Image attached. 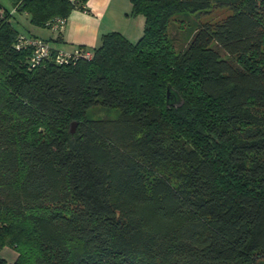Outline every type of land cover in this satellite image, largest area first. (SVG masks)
Listing matches in <instances>:
<instances>
[{
    "label": "trees",
    "instance_id": "obj_1",
    "mask_svg": "<svg viewBox=\"0 0 264 264\" xmlns=\"http://www.w3.org/2000/svg\"><path fill=\"white\" fill-rule=\"evenodd\" d=\"M12 1L47 28L88 11ZM129 1L137 40L61 64L31 66L0 11V264H264V0ZM212 6L176 50L173 15Z\"/></svg>",
    "mask_w": 264,
    "mask_h": 264
},
{
    "label": "crops",
    "instance_id": "obj_2",
    "mask_svg": "<svg viewBox=\"0 0 264 264\" xmlns=\"http://www.w3.org/2000/svg\"><path fill=\"white\" fill-rule=\"evenodd\" d=\"M111 1L112 0H86L85 5L88 11L72 9L64 25L54 31L50 29L51 32H53L50 36H40L37 32L29 35L47 39L53 49L65 51H70L77 46H84L92 49L100 43V37L103 33L112 30L120 31L129 40L135 41V39L140 36V29L144 25L143 16L131 15V5L128 1L126 5L122 4L123 8L118 9L116 12L118 16L124 18L122 21L125 23L123 26H116L111 18H107L106 16ZM4 9L11 10L14 14L13 1L0 0V11ZM21 13L29 20L28 13ZM7 262L11 261L7 260Z\"/></svg>",
    "mask_w": 264,
    "mask_h": 264
},
{
    "label": "rangeland",
    "instance_id": "obj_3",
    "mask_svg": "<svg viewBox=\"0 0 264 264\" xmlns=\"http://www.w3.org/2000/svg\"><path fill=\"white\" fill-rule=\"evenodd\" d=\"M129 0H112L109 6V9L106 13L107 18H111L113 23H115L116 26H123L124 25V18L122 16H118L116 14L118 9H122V4H127ZM130 2V1H129ZM115 5V6H114ZM232 12V9L226 8V7H210L207 11H184L177 13L173 15L171 18L169 27H168V36L173 42V45L176 50L183 49L186 45V42L188 41V38L194 31V29L201 23L206 21H217L227 14H230ZM12 24L14 27L19 30L20 32H23L24 34H32L37 32L40 36H50L53 34L51 30L44 26H39L36 24L31 23L25 15H23L21 12H15L13 16L11 17ZM118 28V27H117ZM143 27L140 29V35L142 34ZM138 38V37H137ZM136 38V39H137ZM135 39V38H134ZM135 39V40H136ZM90 116L93 117H99V116H115L117 114V111L112 110H106L100 106H95L90 110ZM74 121H71L68 126V130L70 132L71 129V123ZM76 126L74 127V131L76 129ZM73 131V132H74ZM72 133V132H70ZM0 256L5 258L8 261H13L16 252L15 250L10 246H4L0 249Z\"/></svg>",
    "mask_w": 264,
    "mask_h": 264
},
{
    "label": "built area",
    "instance_id": "obj_4",
    "mask_svg": "<svg viewBox=\"0 0 264 264\" xmlns=\"http://www.w3.org/2000/svg\"><path fill=\"white\" fill-rule=\"evenodd\" d=\"M73 1V0H70ZM66 19L56 17L49 22V28L51 30H57L64 25ZM16 48L30 47L31 55L29 58L30 65L34 66L39 64L42 60L51 56V46L48 41L37 36H29L26 34H19L15 41ZM53 60L59 64L68 63L70 61H76L77 59H90L92 57V50L84 46H77L70 51L55 50Z\"/></svg>",
    "mask_w": 264,
    "mask_h": 264
},
{
    "label": "water",
    "instance_id": "obj_5",
    "mask_svg": "<svg viewBox=\"0 0 264 264\" xmlns=\"http://www.w3.org/2000/svg\"><path fill=\"white\" fill-rule=\"evenodd\" d=\"M75 125H76V122H75V121L71 123V129H70V132H73V131H74V127H75Z\"/></svg>",
    "mask_w": 264,
    "mask_h": 264
}]
</instances>
